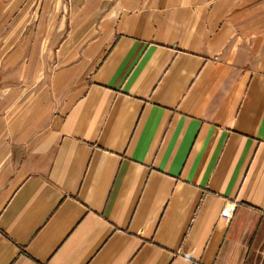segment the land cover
I'll list each match as a JSON object with an SVG mask.
<instances>
[{
  "label": "crops",
  "instance_id": "crops-1",
  "mask_svg": "<svg viewBox=\"0 0 264 264\" xmlns=\"http://www.w3.org/2000/svg\"><path fill=\"white\" fill-rule=\"evenodd\" d=\"M263 205L264 0H0V264H264Z\"/></svg>",
  "mask_w": 264,
  "mask_h": 264
},
{
  "label": "built area",
  "instance_id": "built-area-1",
  "mask_svg": "<svg viewBox=\"0 0 264 264\" xmlns=\"http://www.w3.org/2000/svg\"><path fill=\"white\" fill-rule=\"evenodd\" d=\"M231 209H232L231 204L225 206L221 211V216L227 218L230 215ZM261 212L264 214V205L261 209Z\"/></svg>",
  "mask_w": 264,
  "mask_h": 264
}]
</instances>
